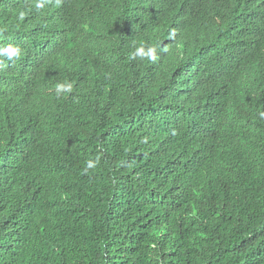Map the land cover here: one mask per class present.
I'll return each mask as SVG.
<instances>
[{
	"label": "trees",
	"instance_id": "obj_1",
	"mask_svg": "<svg viewBox=\"0 0 264 264\" xmlns=\"http://www.w3.org/2000/svg\"><path fill=\"white\" fill-rule=\"evenodd\" d=\"M6 44L0 264H264V0H0Z\"/></svg>",
	"mask_w": 264,
	"mask_h": 264
},
{
	"label": "clouds",
	"instance_id": "obj_2",
	"mask_svg": "<svg viewBox=\"0 0 264 264\" xmlns=\"http://www.w3.org/2000/svg\"><path fill=\"white\" fill-rule=\"evenodd\" d=\"M49 2L50 0H33L34 7L37 10L43 9ZM60 2L61 0H56V5L59 6ZM174 37L175 33L170 32L169 38L171 39ZM22 55L23 50L17 45L6 44L0 46V58L5 59L9 63H15L22 57ZM130 59L148 60L155 63L159 59L157 55V48L146 45L136 47L134 52L131 53ZM73 87L74 86L71 81L58 82L55 86V93L58 97L62 94H72ZM32 88L33 87H31L29 93H32ZM260 117L264 119V112L260 113ZM23 135V139H20V141L17 142L14 152L22 153L28 151H38L53 140V131L47 126H39ZM19 145H21L20 148H18ZM98 162V159L87 161L84 172L87 173L90 169H94Z\"/></svg>",
	"mask_w": 264,
	"mask_h": 264
},
{
	"label": "bare ground",
	"instance_id": "obj_3",
	"mask_svg": "<svg viewBox=\"0 0 264 264\" xmlns=\"http://www.w3.org/2000/svg\"><path fill=\"white\" fill-rule=\"evenodd\" d=\"M215 66V65H214ZM62 98V97H61ZM48 102V101H47ZM54 108V107H53Z\"/></svg>",
	"mask_w": 264,
	"mask_h": 264
}]
</instances>
